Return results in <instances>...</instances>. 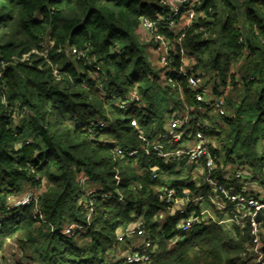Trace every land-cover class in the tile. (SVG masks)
I'll list each match as a JSON object with an SVG mask.
<instances>
[{
	"label": "trees",
	"instance_id": "1",
	"mask_svg": "<svg viewBox=\"0 0 264 264\" xmlns=\"http://www.w3.org/2000/svg\"><path fill=\"white\" fill-rule=\"evenodd\" d=\"M190 2L196 18L189 28L157 27L172 44L164 67L143 29V21L168 16L162 0H0L4 264L10 240L25 262L16 264H126L125 255L144 239L152 253L141 264H256L249 219L233 225L235 236L220 224L243 209L207 183L206 158L190 162L143 150L166 143L163 152L176 153L202 131L215 162L212 178L232 195L264 198L249 190L255 181L264 189V0ZM181 47L187 77L172 83ZM196 75L213 99L223 98L227 115L187 90ZM187 112L181 140L168 144L163 136ZM82 176L90 179L88 190ZM169 188L177 199L186 190L189 199L211 201L209 195L222 207L214 204L213 220L195 205L200 223L183 232L175 204L160 199ZM28 192L37 201L10 210ZM37 207L51 226L38 223ZM71 224L83 229L64 235ZM138 224L143 238L120 240ZM260 227L264 236V213Z\"/></svg>",
	"mask_w": 264,
	"mask_h": 264
},
{
	"label": "built area",
	"instance_id": "2",
	"mask_svg": "<svg viewBox=\"0 0 264 264\" xmlns=\"http://www.w3.org/2000/svg\"><path fill=\"white\" fill-rule=\"evenodd\" d=\"M191 0H162V4L168 9L169 14L167 17L161 18L158 22H151L149 20L143 21V29L146 34L155 39L158 45V51L161 54L160 62L164 67H168L170 64V54L172 50V44L169 40H166L161 34L158 33V25L161 26H169V28H178L181 27L183 29L189 28L193 21L196 18V12L194 10L193 5H191ZM181 42V39H180ZM182 46V44H181ZM182 54V66L179 68L177 72V78L174 79L172 75H170V82L175 83L177 80L187 77L185 65L186 60L184 59L185 49L181 47L180 50ZM75 54L76 51L74 50ZM187 90L191 91L196 101L200 105H211L212 108L220 116L227 115V108L225 101L223 98L213 99L210 94L211 91L208 87L204 86L203 78L201 76H193L189 79L187 84ZM132 97L137 103L141 102V99L137 93H133ZM189 122V112L186 113V116L183 118H177L174 120V127L171 129L170 134L164 135L163 138L167 141L168 144H172L173 142H178L182 138V133ZM142 138V137H141ZM210 140L205 136L202 131H198L196 133L195 142L192 144L191 148L178 151V152H163L165 144H156L153 146V150H150L147 147H144L143 150L151 155H158L160 157H171V156H187L190 162L197 161L198 159L205 157L206 158V181L211 185L214 192H220L226 200L231 203L236 204V207H241L243 209L242 215H235L234 217H230L232 223L240 224L241 219L248 218L251 227V235H252V252L254 255L256 264H264V236L262 229L260 227V222L257 221L258 214L264 213V198L262 197H245L243 195H232L229 191H227L223 186L219 184L217 180L212 178V174L215 170V162L209 150ZM116 153L120 156H124L126 153L117 148ZM136 152H129V156H134ZM240 175H238L239 177ZM90 184V179L86 176H82L80 180V185L84 188V190H88ZM119 184V182H118ZM94 191L89 190L88 196H91ZM183 196L185 198H175L176 190L169 188L166 192L160 195V199L162 201H166L168 204H175V208L180 214L183 216L182 222L180 224V229L183 232L189 231L195 224L200 223L199 217L195 212H192L195 205L199 203L200 200H203L205 197H199L196 199H189L188 192L186 190L182 191ZM209 199H213V203L217 205V207L221 208L222 204L217 202L216 199L212 198L208 195ZM10 201H13L10 199ZM37 201L36 195L34 192H28L25 196H23L20 200H17L13 203L10 210H15L18 208H23L31 205L33 202ZM89 208V220L91 214L93 213V203L91 202L88 205ZM36 216L39 224H48L44 213L41 211L39 207L36 208ZM51 226V225H50ZM83 229L82 226L78 224H71L63 229V234L68 236H74L79 231ZM124 236H137L139 238H143L145 236V231L141 224H138L134 229L127 232L126 234H122L119 238L123 239ZM151 242L148 239H144L141 244L138 245V251L130 252L125 255L126 264H136V263H148L150 261L151 253ZM0 264H4L0 260Z\"/></svg>",
	"mask_w": 264,
	"mask_h": 264
},
{
	"label": "rangeland",
	"instance_id": "3",
	"mask_svg": "<svg viewBox=\"0 0 264 264\" xmlns=\"http://www.w3.org/2000/svg\"><path fill=\"white\" fill-rule=\"evenodd\" d=\"M260 181H255V183L249 184V190L255 194H264V189H260ZM121 250L118 251V254H121ZM5 256L4 261H8L6 264H16L22 259V254L20 249L15 241H8L6 250L2 253ZM116 255V253H115ZM1 258V257H0ZM24 262V260L22 259ZM16 262V263H15ZM5 263V262H4ZM25 263V262H24Z\"/></svg>",
	"mask_w": 264,
	"mask_h": 264
},
{
	"label": "crops",
	"instance_id": "4",
	"mask_svg": "<svg viewBox=\"0 0 264 264\" xmlns=\"http://www.w3.org/2000/svg\"><path fill=\"white\" fill-rule=\"evenodd\" d=\"M260 185V189H262ZM213 199H211V201L209 200H206V199H203V200H200L198 204H200V208H201V213L203 215V217L205 218H209V219H216L215 217V214L213 213V206H214V203H213ZM220 224L223 225L230 233H232L234 235V232H233V225H235L236 223H232L231 219H230V216L226 215L222 221H220ZM236 225H239V224H236ZM235 236V235H234Z\"/></svg>",
	"mask_w": 264,
	"mask_h": 264
},
{
	"label": "water",
	"instance_id": "5",
	"mask_svg": "<svg viewBox=\"0 0 264 264\" xmlns=\"http://www.w3.org/2000/svg\"><path fill=\"white\" fill-rule=\"evenodd\" d=\"M261 220H262V216H261V214H258V216H257V221H258V222H261Z\"/></svg>",
	"mask_w": 264,
	"mask_h": 264
}]
</instances>
